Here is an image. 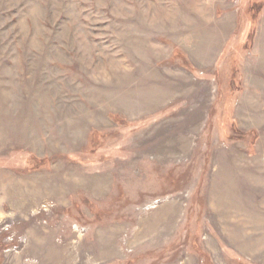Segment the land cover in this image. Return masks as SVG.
<instances>
[{
    "label": "rangeland",
    "instance_id": "obj_1",
    "mask_svg": "<svg viewBox=\"0 0 264 264\" xmlns=\"http://www.w3.org/2000/svg\"><path fill=\"white\" fill-rule=\"evenodd\" d=\"M0 264H264V0H0Z\"/></svg>",
    "mask_w": 264,
    "mask_h": 264
}]
</instances>
